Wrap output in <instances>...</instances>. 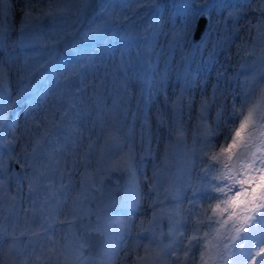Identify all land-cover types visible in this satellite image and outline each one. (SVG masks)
<instances>
[{
  "label": "snow or ice",
  "instance_id": "1",
  "mask_svg": "<svg viewBox=\"0 0 264 264\" xmlns=\"http://www.w3.org/2000/svg\"><path fill=\"white\" fill-rule=\"evenodd\" d=\"M0 264H264V0H0Z\"/></svg>",
  "mask_w": 264,
  "mask_h": 264
},
{
  "label": "water",
  "instance_id": "2",
  "mask_svg": "<svg viewBox=\"0 0 264 264\" xmlns=\"http://www.w3.org/2000/svg\"><path fill=\"white\" fill-rule=\"evenodd\" d=\"M112 183H113L112 180H106V184L111 185ZM120 197H121V194L119 192H117L115 194L114 198H113V206L114 207H118L119 206L117 202L119 201ZM94 243H95L96 246L94 247L93 251H94V253H99L100 250H101V246H100L101 242L94 241Z\"/></svg>",
  "mask_w": 264,
  "mask_h": 264
},
{
  "label": "rangeland",
  "instance_id": "3",
  "mask_svg": "<svg viewBox=\"0 0 264 264\" xmlns=\"http://www.w3.org/2000/svg\"><path fill=\"white\" fill-rule=\"evenodd\" d=\"M177 59H178V57H177ZM249 74H251V73L249 72ZM241 79H243V77H241ZM110 103H111V101H109V104ZM133 107H135V101H133ZM129 122H130V118H129ZM153 129H155V121L154 120H153ZM136 131H137V133L139 132V122H137ZM136 143H137V145L139 144L138 136H137V139H136ZM137 150H139V149H137ZM162 150H163V144L161 143V151ZM148 169H149V174H150V170H151V164L150 163H148ZM143 242L147 243L146 240L143 241ZM198 255H199V253L197 252V257H198Z\"/></svg>",
  "mask_w": 264,
  "mask_h": 264
}]
</instances>
